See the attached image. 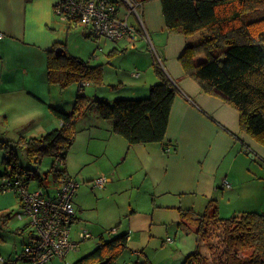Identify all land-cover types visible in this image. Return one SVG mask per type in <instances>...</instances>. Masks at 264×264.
I'll use <instances>...</instances> for the list:
<instances>
[{
  "label": "crops",
  "instance_id": "obj_1",
  "mask_svg": "<svg viewBox=\"0 0 264 264\" xmlns=\"http://www.w3.org/2000/svg\"><path fill=\"white\" fill-rule=\"evenodd\" d=\"M55 1L0 0V146L5 156L9 142L17 140V136L10 138L8 135L12 125L19 124L23 128L32 126L34 130L39 128L47 134L62 125L52 109L63 113L72 110L75 99L66 102L65 107L51 102L49 109L52 115L49 117L46 114L49 123L45 122V85L46 82L50 83L47 79L48 53L53 50L57 55L56 49L62 48L67 54L89 62L84 58L86 54L79 52L81 49H71V39L86 42L89 38L97 43V38H92L89 28L69 24L59 16L55 12ZM109 1L119 3L120 12L124 8L121 0ZM133 1L139 3L137 10L142 24L163 67L155 64V56L150 48L146 50L143 46L138 47L137 44L140 42L142 45L143 39L135 43L110 41L108 61L113 64L115 73L122 75L130 84L127 85L121 79L118 88L111 92V98L105 99L111 102L120 97H146L150 86L160 81L161 74L176 87L177 95L171 106L163 143L128 147L121 136L112 132L111 123L105 121V131L109 133L106 143L119 150L127 147L122 158L117 159V173L121 175L122 172L127 179H131L132 171L126 166L133 160L135 171H138L136 176L143 179L141 185L148 184L158 204L166 201V204L161 202L160 207H184L195 212L200 207L195 206V203L206 207L212 199L217 211L221 212L220 208L227 197L231 201L235 195L240 198L244 196L240 179L249 175L253 164L249 162L252 160L264 167V147L241 130L237 110L222 98L203 91L201 85L184 72L180 56L185 47L195 43L198 37L167 32L159 0ZM123 10L121 16L126 13L125 8ZM130 16L137 18L134 14ZM139 27L136 28L139 30ZM99 42L98 46L91 43L90 49H87L86 44L87 50L84 52L88 59L97 57L96 49L105 53V41ZM128 56L132 59L129 62L131 70L126 75L128 67L120 59ZM151 57L154 68L149 65ZM76 85L78 92L75 95H78L80 87ZM248 155H251V159ZM121 164L124 166L122 170ZM110 171L111 168L105 169V173ZM112 181L113 178L107 184ZM10 208L8 204L0 203V258L4 260L0 264H17L16 249L28 241L26 225L18 227L16 231L8 226L12 216ZM76 220L75 228L81 229L77 227L78 218Z\"/></svg>",
  "mask_w": 264,
  "mask_h": 264
},
{
  "label": "trees",
  "instance_id": "obj_2",
  "mask_svg": "<svg viewBox=\"0 0 264 264\" xmlns=\"http://www.w3.org/2000/svg\"><path fill=\"white\" fill-rule=\"evenodd\" d=\"M159 1L167 32L184 36L201 34L180 56L184 72L203 91L222 98L237 110L241 130L264 147V0ZM47 79L61 90L75 83L80 90L70 113L52 109L54 116L62 121L61 127L39 138L17 140L29 163L39 164L46 156L63 162L75 139L76 121L92 104L97 116L109 120L112 132L121 136L128 147L165 142L177 89L164 75L150 86L146 97L91 102L82 91L86 84H103L102 66H92L65 51L57 56L52 50L47 58ZM3 163L10 167V172L0 177L23 176L27 172L23 177L25 183L34 179L42 181L37 173L21 166L9 145ZM55 167L53 164L51 171L54 178L66 175ZM177 209L181 215L179 225H184L186 231L193 228L198 242L209 239L213 225L220 228L225 245L223 264H264V209L222 218L212 199L201 214L191 208ZM127 237L126 233L108 240L101 236L95 250L74 264H113L127 248ZM209 248L213 249L212 245ZM182 264H208V261L196 250Z\"/></svg>",
  "mask_w": 264,
  "mask_h": 264
},
{
  "label": "rangeland",
  "instance_id": "obj_3",
  "mask_svg": "<svg viewBox=\"0 0 264 264\" xmlns=\"http://www.w3.org/2000/svg\"><path fill=\"white\" fill-rule=\"evenodd\" d=\"M123 9L119 12L120 15L124 13ZM128 22L136 27L139 26V21L134 16H130ZM200 35L197 33L194 36L199 38ZM99 40L100 42L105 41L103 46L105 53L103 54L101 50L96 49L95 56L97 57L88 59V55L84 51L91 48V43L94 46L97 45ZM96 42L89 38L86 42L74 38L70 42L72 50H75L76 47L82 50L79 51L81 54H86L84 58L89 61L90 65H101L103 68V84L99 86L89 84L83 90L91 102L94 99L105 101V98H111L110 94L114 90L110 86H119L121 79L127 85L130 84L122 75L115 73L113 64L108 61L107 52L111 50L108 49L111 42L104 38H98ZM86 44L88 45L87 49ZM137 45L138 47H145L146 50H149L148 48L151 50V45L146 40H143L142 45L140 42ZM131 60L129 56L120 59V62L128 67L125 72L126 75L131 70L129 65ZM149 65L154 68L152 57ZM77 89L76 83L65 90H61L56 85L46 82L43 109L45 122L49 123L47 116L51 117L52 115L49 109L50 103L54 102L64 107L67 106L65 103L70 100L74 101L75 96H77L75 95L78 92ZM41 114L39 111L40 117L43 118ZM34 117L36 119L37 115ZM105 121L109 120L98 117L95 106L90 105L84 115L76 121L75 139L63 164L55 167L66 170L68 176L79 184L73 198L76 218L79 221L77 227L90 231L92 238L80 242L79 247L68 253L64 260L57 259L47 264H74L78 259L95 250L99 236L102 235L103 239L108 240L122 233L128 234L127 248L113 264H182L185 258L196 250L207 259L208 264H223L225 245L218 226L213 225L211 227V236L206 242H198L192 227L191 231H186L184 225H179L181 215L177 207H160L159 204H162L161 202L166 204V201H160L158 204L155 202L157 199L154 200L148 184L141 185L143 179L136 176L138 171H135L136 164L133 160H130L126 166L132 171L131 179H127L128 177L126 178L122 172L121 175L117 173L119 166L117 159L122 158L127 147L119 150L114 146L115 149L112 144L106 143L109 133L105 131ZM44 134L46 133L40 131L39 128L36 130L32 126L23 128L19 124L12 125L8 132L10 138L17 136V140L21 138L30 139ZM17 140L10 141L9 147L14 150L18 162L23 168L31 169L37 173L42 180V187L49 188L53 193L57 183L54 182V175L51 171L56 159L46 156L42 158L39 164L29 163L25 158L23 149L18 147ZM4 152L0 146V175L10 171V167L2 162L5 156ZM248 156L251 159V155ZM249 163H253L249 169V175H246L245 179H240V182L243 183L241 190L244 192V196L240 198L235 195L231 201L227 197L220 208L221 212L218 211L219 217L228 218L233 214H240L241 211H263L264 167L261 163L252 160ZM107 167L111 168V173H105ZM120 168L122 170L124 166L121 164ZM45 176L47 177L45 178ZM100 177L113 178L114 182L106 184L104 188L94 187L92 180ZM38 183L37 179L31 180L29 191L36 190ZM0 198V203L8 204L11 207L9 211L12 216L8 226H12L16 231L18 227L26 225L25 230L28 233L31 230L30 226L27 227L28 220L25 217L18 218L17 215V212L21 211L17 194L14 191L0 192ZM195 206H200L195 211L197 214H201L205 210V205L195 203ZM112 229H116V233L108 232ZM168 239L170 241H167ZM210 245L213 249L209 248ZM16 250H18L15 255V260L18 259L17 264H24L19 260L23 245H19ZM4 256L7 257L5 254Z\"/></svg>",
  "mask_w": 264,
  "mask_h": 264
},
{
  "label": "built area",
  "instance_id": "obj_4",
  "mask_svg": "<svg viewBox=\"0 0 264 264\" xmlns=\"http://www.w3.org/2000/svg\"><path fill=\"white\" fill-rule=\"evenodd\" d=\"M121 2L126 12L122 16L119 14V3L109 0H56L54 7L55 12L69 24L89 28L94 38L128 43H135L138 39L148 41L155 56V64L163 67L137 11L139 3L132 0ZM132 14L138 18L139 30L128 22ZM62 164L59 159L54 165ZM26 174L29 173L25 172L23 176L6 175L0 179V192L14 191L17 194L21 207L17 213L18 218L25 217L28 220L27 227L31 228L19 260L24 264H47L57 259L64 260L68 253L79 247L80 242L92 238L87 229L75 228L77 220L73 198L79 184L69 176L61 175L54 178L57 186L53 193L49 188L42 187V181H38L36 190L29 191L31 180L26 183L23 181ZM110 180L100 177L93 180L92 185L104 188ZM108 232L114 234L116 229ZM0 262L4 260L0 258Z\"/></svg>",
  "mask_w": 264,
  "mask_h": 264
},
{
  "label": "water",
  "instance_id": "obj_5",
  "mask_svg": "<svg viewBox=\"0 0 264 264\" xmlns=\"http://www.w3.org/2000/svg\"><path fill=\"white\" fill-rule=\"evenodd\" d=\"M55 53H56L57 55H62V53H63V49H62V48H57L56 51H55Z\"/></svg>",
  "mask_w": 264,
  "mask_h": 264
}]
</instances>
